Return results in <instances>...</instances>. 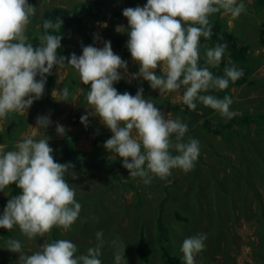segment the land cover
Returning <instances> with one entry per match:
<instances>
[{
    "label": "rangeland",
    "instance_id": "rangeland-1",
    "mask_svg": "<svg viewBox=\"0 0 264 264\" xmlns=\"http://www.w3.org/2000/svg\"><path fill=\"white\" fill-rule=\"evenodd\" d=\"M82 2L33 0L31 5L36 7V13L26 26V38L35 34L42 12L51 7L70 8ZM146 3L147 0H130L129 4H125V0H110L103 16L87 25L86 34L68 33L65 41L69 56L79 57L83 47L89 44L103 48L106 41L110 42V33L128 41L127 18L122 14L110 25L111 18L121 7H143ZM237 3H243L245 7L238 17L223 9L217 12L220 22L233 32L237 42L247 47L251 66V83L228 89V96L233 101L230 111L235 113L232 117L264 116V47H259L257 42L259 26L264 22V0H237ZM217 13L209 17H215ZM118 26L125 30L116 31ZM111 49L127 62L126 72L118 69L123 82L146 88L142 97L151 99L165 118L179 117L183 123H189L183 141L194 138L200 144L194 169L187 173L173 169L166 179L153 176L150 184L129 176V171L122 166L123 159L99 145L100 141L104 144L111 138L112 132L97 115H89L93 110L87 103L85 85L78 72L72 66L69 69L54 67L51 70L53 84L48 94L53 104L45 102L42 95L25 114L13 112L0 119V146L5 152L13 151L24 139L31 137L38 141L46 136L53 155L61 150L62 140L69 141L73 146L69 149H74L77 157L71 160L75 169L65 173V180L75 189V200L81 204V211L69 230L54 226L49 233L35 239L23 235L18 226L11 230L0 228V264H21L20 255H32L41 250L43 244L58 239L72 241L77 246V255H86L89 248L99 243L95 234L101 230L104 244L99 259L102 264H116L117 253L124 259L119 264H163L162 251L185 263L181 252L183 240L202 233L207 235L205 248L195 255V264H264V130H241L232 124V129L226 130L224 136L212 135L205 124L214 128L225 126L232 117H223L209 107L208 114L197 113L199 118L191 117L190 121L181 112L175 114L165 109L164 106L169 104L184 105L185 87L161 94L142 77L132 78L139 71V64L132 59L129 50L123 57L112 46ZM206 51L203 47L200 51L203 59L199 54L200 58L208 69L216 68L207 63ZM154 72L162 75L159 64ZM69 75L72 81H66ZM62 86L69 89L67 101L61 100ZM84 115L88 116L87 126L80 121ZM43 116L51 123L47 128H37V118ZM57 124L64 127L63 135L57 134ZM171 140L176 142L175 134ZM171 152L178 154L174 149ZM112 160L116 161L114 166ZM104 168L114 169L107 171ZM71 173H75L74 179ZM6 194L7 187L0 191V200ZM176 215L183 221L176 219ZM157 220L161 222L160 234ZM140 234L149 247L147 262H141L135 256ZM9 240L21 243L20 253L7 249Z\"/></svg>",
    "mask_w": 264,
    "mask_h": 264
},
{
    "label": "clouds",
    "instance_id": "clouds-1",
    "mask_svg": "<svg viewBox=\"0 0 264 264\" xmlns=\"http://www.w3.org/2000/svg\"><path fill=\"white\" fill-rule=\"evenodd\" d=\"M221 9L233 17L245 11L244 4L237 0H147L143 7L125 8L122 14L130 29L127 48L139 64V71L132 78L142 77L161 94L184 86L182 103L188 109L195 110L199 101L231 118L235 113L230 111L233 101L229 96L219 99L200 94L210 89H227L230 81L234 83L243 75V70L233 65L225 67L224 77H215L207 67L198 64L200 38L212 35L208 17ZM35 13L36 7L27 0H0V119L13 112L25 114L34 100L42 97L51 69L62 68L67 59L81 83L90 84L86 99L93 111L89 115H97L112 132L104 148L123 159L122 166L129 176L150 184L153 176L166 179L173 169L185 173L194 169L200 144L194 138L183 141L187 125L179 117L165 118L151 99L142 97V88L133 96L128 92L118 94L113 87L121 79L118 69L126 72L127 62L113 53L110 42L106 41L103 48L85 46L79 57L72 54L65 58L57 56L62 37L46 34L34 49L26 42L25 30ZM61 24L59 19L56 23L45 20L43 27L59 29ZM124 30L123 26L116 28L118 32ZM226 47L219 44L208 49L207 63L217 67ZM158 64L162 73L159 76L154 72ZM69 94L64 87L61 100L67 101ZM80 121L87 126L88 116H81ZM50 123L47 116L37 118V128H47ZM56 132L63 135L65 129L57 124ZM48 139L44 136L37 141L29 137L16 145L17 150L7 152L0 146V191L10 184L21 190V194L8 200L0 216V228L11 230L18 226L29 239L43 237L54 226L69 230L81 211L75 189L65 180V173L73 166L54 161ZM173 149L177 155H172ZM71 175L74 179L75 173ZM95 235L99 243L89 248L86 255H77L72 241L58 239L43 244L32 255H20L19 260L21 264H102V230ZM206 239L207 235L202 233L183 240L185 264H195V255L204 250ZM7 249L20 253L21 243L9 240ZM122 259L119 253L115 255L116 264Z\"/></svg>",
    "mask_w": 264,
    "mask_h": 264
},
{
    "label": "trees",
    "instance_id": "trees-1",
    "mask_svg": "<svg viewBox=\"0 0 264 264\" xmlns=\"http://www.w3.org/2000/svg\"><path fill=\"white\" fill-rule=\"evenodd\" d=\"M110 0H83L81 5L74 4L70 8H63V7H51L48 10L42 12L40 17V23L35 28V34L31 35L29 38H27V43H31L32 46H38L41 45V37L46 34H52V35H60L61 38V46L57 50V56H62L65 58L70 57L69 51L66 46V39L69 36V32H77L79 34L83 33L86 34V27L89 23L98 21L104 14V9L106 5L109 3ZM121 1V0H120ZM33 0H27V3L31 4ZM130 0H125V4H129ZM80 6V7H79ZM82 6V7H81ZM126 8V6L119 8L117 11H115L114 16L111 18L110 25H112L115 21L118 20V17L122 15L123 10ZM211 28H212V35L210 38H204L201 37L199 44V54L202 56L203 47H206L207 50L210 48H214L216 45L219 44H225L227 45L224 55L222 57V60L220 61L219 65L212 69L210 68L209 71L213 74L215 77H224V69L225 67L235 66L237 69L243 70V75L241 78H239L237 81L229 82V86L227 89L220 90V89H210L208 92L200 93L201 95H214L219 99H223L224 96H228V89L230 87H239L244 84L251 83L250 81V74H251V66H249L248 63V55H247V47L237 42L236 38L233 36V32L230 30H227L225 25L220 22L219 14L217 13L215 17H208ZM62 21L61 27L59 29H45L43 27L45 20H51L53 23H56L58 21ZM198 26V25H197ZM112 32L109 30V33ZM109 41L111 46L117 51L121 56L126 57L128 55V48H127V40L125 37L110 33L109 35ZM15 42V41H14ZM257 42L259 47H264V22H262L259 26L258 33H257ZM91 45V44H89ZM92 46V45H91ZM202 59L200 58L198 61V64L200 67H206V65L203 63ZM67 59H65V64L63 68L69 69L71 66L67 64ZM57 67V66H54ZM53 67V68H54ZM52 68V69H53ZM51 69V70H52ZM72 76L69 75L66 81H72ZM53 84V78L52 75L46 76V83H45V89H44V101L53 104L52 100L48 98L49 91ZM69 88V84L67 85ZM113 87L116 88L118 94L123 92H128L130 95H136L137 91L139 89H143V93H145L147 90L146 88H143L138 85H129L123 82L121 79L117 82H114ZM63 89V86H62ZM90 89V84L85 85V91L88 93ZM148 93V92H147ZM157 98V97H155ZM165 109L171 110L172 112L179 113L181 112L183 116L188 117V119L191 121L192 118H199V116H196L197 113H200L203 115L208 114L211 109L207 106H204L202 102L196 101V109L190 110L186 105H180V104H169L164 106ZM189 124V123H187ZM186 124V125H187ZM232 124H236L241 130L249 129L253 130L255 132L264 130V116L261 115H246V116H237L232 117L230 120V123L225 126H220L217 128H214L210 126L209 124L206 125V129L209 133H211L214 136H224L226 133V130L232 129ZM205 125L203 126L205 128ZM231 135V133H228ZM104 141H100L99 145L100 147L104 148ZM62 147L61 150L53 154L54 161L61 164H71V160L75 157H77V152L74 149H69V146H72V144L67 140H62ZM105 149V148H104ZM115 160H112V166L115 165ZM103 165V164H102ZM75 168H71L70 172L73 171ZM107 169V171L113 170L114 168H104ZM113 177H116L113 175ZM21 194V190L16 187L15 184H10L7 186V194L4 198L0 200V213L1 211L6 207L7 202L9 199H11L13 196ZM176 219H179L180 221H183V218L179 215H176ZM160 220V218H159ZM159 220L156 221V226L159 231H161V226ZM166 252L162 251V263L163 264H185L183 260L178 259L176 257L166 255ZM149 247L148 244L145 242L144 238L140 234L139 239L137 241V244L135 246V256L141 261V262H147L149 257Z\"/></svg>",
    "mask_w": 264,
    "mask_h": 264
}]
</instances>
